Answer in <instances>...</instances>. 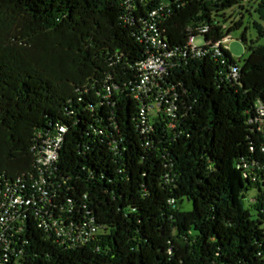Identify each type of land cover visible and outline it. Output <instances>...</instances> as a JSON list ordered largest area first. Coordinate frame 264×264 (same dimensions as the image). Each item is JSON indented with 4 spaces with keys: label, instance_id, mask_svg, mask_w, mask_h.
<instances>
[{
    "label": "trees",
    "instance_id": "16d2710c",
    "mask_svg": "<svg viewBox=\"0 0 264 264\" xmlns=\"http://www.w3.org/2000/svg\"><path fill=\"white\" fill-rule=\"evenodd\" d=\"M158 1L0 0V186L62 127L51 210L98 227L69 248L28 216L18 264H264V0L238 59L223 40L242 20L224 22L242 0H163L174 52L142 94Z\"/></svg>",
    "mask_w": 264,
    "mask_h": 264
},
{
    "label": "built area",
    "instance_id": "2783aa9c",
    "mask_svg": "<svg viewBox=\"0 0 264 264\" xmlns=\"http://www.w3.org/2000/svg\"><path fill=\"white\" fill-rule=\"evenodd\" d=\"M119 1L128 6L133 0ZM168 12L167 4L159 0L149 10L146 21L140 27V37L148 44L149 51L138 66V93L146 94L152 87L157 86V80L167 69L164 57L174 52L170 50L163 56L159 54L163 48L159 25ZM188 44L192 49L196 46L192 38ZM260 115H264V109H260ZM63 131L64 128L61 127L58 132L47 135L41 145L36 147V173L33 177L26 180L17 179L13 183H4L0 186V264H18L27 244L24 230L28 216L34 215L38 228L69 248L87 244L98 232L92 218L86 221L71 218L65 220L60 215L54 216L51 210L52 179L63 140Z\"/></svg>",
    "mask_w": 264,
    "mask_h": 264
},
{
    "label": "rangeland",
    "instance_id": "374dc122",
    "mask_svg": "<svg viewBox=\"0 0 264 264\" xmlns=\"http://www.w3.org/2000/svg\"><path fill=\"white\" fill-rule=\"evenodd\" d=\"M257 0H242L241 4L243 5V9H240L237 5L231 7L230 9L225 10V15L229 17L228 21H225V25H228L230 20L234 21L239 18L242 20V24L239 28L232 30L228 36L224 39L223 45L228 49L230 54L235 58L238 59L240 57H244L245 50L244 44L240 40L241 33L245 30V35L247 40H255L256 32L252 26V21L257 20V16L253 13L252 8ZM249 9L251 11V15L246 11ZM264 25V22H262ZM204 42L203 37L198 35L194 38V43L196 45H202ZM258 43H264V38L258 40ZM254 191H249V196H253ZM182 208L189 209L190 203L184 201L182 204Z\"/></svg>",
    "mask_w": 264,
    "mask_h": 264
}]
</instances>
